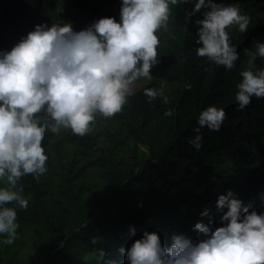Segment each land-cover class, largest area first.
<instances>
[{
    "label": "trees",
    "instance_id": "trees-1",
    "mask_svg": "<svg viewBox=\"0 0 264 264\" xmlns=\"http://www.w3.org/2000/svg\"><path fill=\"white\" fill-rule=\"evenodd\" d=\"M26 1L0 0V31L5 32L0 50L11 49L18 22L23 36L29 32L22 18ZM121 2L41 0V6L51 24L70 22L80 30L101 17L119 20L115 6ZM218 2L235 4L251 17L246 33L230 29L240 53L235 66L228 70L197 56L194 21L202 18L203 9L186 20L193 0L172 5L168 26L158 34L159 62L152 80L110 118L111 130L105 133L113 146L131 150L117 155L94 147L90 134L46 133L48 172L39 180L29 174L18 181L28 207H17V238L10 245L0 243V264H129L119 249H127L145 229L157 231L166 246L173 235L166 231L171 233L174 225L177 233L191 229L188 233L197 239L193 225L208 221L200 213L215 209L218 195L228 189L264 211V98L253 97L243 110L234 98L240 71L247 67L244 49L264 41V0ZM255 64L264 68V58L257 57ZM145 87L161 89L168 102L157 97L149 103ZM209 105L224 108L226 119L219 131L201 128L203 144L196 150L189 138L196 135L200 111ZM169 109L172 115H164ZM59 140L73 148L71 159H60ZM73 158L84 160L88 172L72 168ZM218 215L214 227L220 224ZM129 226L136 227L135 235Z\"/></svg>",
    "mask_w": 264,
    "mask_h": 264
},
{
    "label": "clouds",
    "instance_id": "clouds-1",
    "mask_svg": "<svg viewBox=\"0 0 264 264\" xmlns=\"http://www.w3.org/2000/svg\"><path fill=\"white\" fill-rule=\"evenodd\" d=\"M182 2L188 0H122L119 20L101 17L80 30L70 22L38 23L10 50H0V243L14 242L17 207H28L18 181L29 174L39 180L48 172L42 144L46 133L70 130L83 137L99 116L107 119L122 112L135 95L134 84L151 80L159 62L158 34L168 26L171 6ZM193 2L186 20L203 9L202 18L194 21L199 26L196 55L231 70L240 53L230 29L246 33L251 17L235 4ZM244 53L247 67L240 71L234 97L239 110L253 97L264 98V68L255 64L257 57L264 58V41L256 40L254 48H245ZM143 93L149 103L157 97L168 102L161 89L145 87ZM164 115H172V110ZM225 119L224 108L202 109L189 143L199 150L201 128L219 131ZM216 214L220 224L214 227ZM200 215L208 221L193 225L195 240L173 233L166 246L157 231L145 229L119 251L129 264H264V211L228 189L218 195L215 209L205 207ZM136 231L129 226L130 235Z\"/></svg>",
    "mask_w": 264,
    "mask_h": 264
},
{
    "label": "rangeland",
    "instance_id": "rangeland-1",
    "mask_svg": "<svg viewBox=\"0 0 264 264\" xmlns=\"http://www.w3.org/2000/svg\"><path fill=\"white\" fill-rule=\"evenodd\" d=\"M152 80V78H151ZM151 80H146V79H140L138 80L135 84H134V91L141 88L144 84L148 83ZM111 130V125H110V118L105 119L102 116H99L97 118L96 124L93 127V130L91 132H89L88 134H90L91 136L95 137V141L97 142L96 145H94V147L99 148L102 151H111L114 154L117 155H121L123 152H127L129 153V150H131V146H128L127 148H122V147H115L113 146L107 139V135H105V133L108 130ZM57 147L59 149V157L61 160H65L66 158L71 159V155L73 153V148L69 145H67V143L63 140H59L57 143ZM141 150L146 152L148 150L147 146H140ZM128 150V151H126ZM98 155H94L93 157H97ZM49 160V159H48ZM79 168V173L80 174H84L87 173L89 170V165L85 164V161L82 159H77V158H73V165L72 168ZM60 169H57V173H59ZM84 191V190H83ZM173 231L168 232L166 231L168 235H172L174 232L177 233L178 232V228L177 226H173ZM191 230V229H190ZM190 230L188 231H184L182 234H185L189 237H191L192 239L194 238V236H190V234L188 233ZM197 232V231H196ZM0 239H3L2 237H0ZM163 243H167V240H163ZM35 242L32 243V246L27 248L25 253H28L30 250H32V247H35ZM33 254V252L31 253V255ZM34 258V257H33Z\"/></svg>",
    "mask_w": 264,
    "mask_h": 264
},
{
    "label": "water",
    "instance_id": "water-1",
    "mask_svg": "<svg viewBox=\"0 0 264 264\" xmlns=\"http://www.w3.org/2000/svg\"><path fill=\"white\" fill-rule=\"evenodd\" d=\"M120 7L121 4L118 3L115 6V10L117 13L120 14ZM41 6V0H29L26 1V6L23 9V16L22 18L27 22V28L29 31L33 30L35 25L38 23H47L48 25L51 24V22L48 20L47 17L44 16L43 10ZM5 32L0 31V43L2 44L3 37ZM23 36L22 34V26L21 23L18 22L15 28L13 29L12 35H11V42L12 47L21 39Z\"/></svg>",
    "mask_w": 264,
    "mask_h": 264
}]
</instances>
